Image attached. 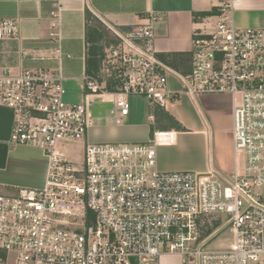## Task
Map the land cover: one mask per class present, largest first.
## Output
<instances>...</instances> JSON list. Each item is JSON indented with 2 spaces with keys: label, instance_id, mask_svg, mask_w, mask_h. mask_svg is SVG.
Wrapping results in <instances>:
<instances>
[{
  "label": "built area",
  "instance_id": "built-area-1",
  "mask_svg": "<svg viewBox=\"0 0 264 264\" xmlns=\"http://www.w3.org/2000/svg\"><path fill=\"white\" fill-rule=\"evenodd\" d=\"M235 2L218 0L208 16L213 27L195 31L187 73L159 58L151 12L136 26L111 27L115 43L101 74L112 78V90L85 74L84 100L69 103L61 69L0 77V105L14 112L11 143L49 155L41 188L0 192V264H160L169 254L182 264H264V27H238ZM62 11L58 0L54 27ZM17 31L16 20H0V40ZM56 51L60 62V43ZM225 93L233 102L234 149L244 158L229 174L160 170L157 147L174 131L155 130L138 143L88 138L94 123L126 117L132 96L149 100L155 122L156 109L183 95ZM60 140L85 142L79 166L58 151ZM213 213L228 215L230 249L206 247Z\"/></svg>",
  "mask_w": 264,
  "mask_h": 264
},
{
  "label": "crops",
  "instance_id": "crops-1",
  "mask_svg": "<svg viewBox=\"0 0 264 264\" xmlns=\"http://www.w3.org/2000/svg\"><path fill=\"white\" fill-rule=\"evenodd\" d=\"M235 1L238 27H264V0ZM57 3L58 0H0V20H16L18 23L15 37L0 40V77L18 75L25 69H42L55 75L61 69L66 89L80 87L84 96L83 77L90 72L94 74L91 76L106 81L105 88L112 90V78L101 74L104 57L101 55H105L108 44L115 41L111 27L127 29L136 26L151 12L158 15L154 24L158 54H178L179 69L187 73L192 68L194 33L201 30L203 16L208 17V13L217 11L218 1L62 0L60 26L54 27L52 13ZM52 32L59 33L61 38H52ZM100 32L102 39H99ZM59 43L64 54L60 62L56 51ZM99 51L102 54L97 56ZM169 83L175 90L180 88L174 77ZM162 109L183 129L177 130L159 122V108L156 109L155 122H152L159 128H154L153 132L174 131L170 143L157 147L160 170L206 172L216 169L229 174L239 166V154L234 149L233 139V102L226 95L207 94L195 98L183 95L179 101ZM130 114L122 120L94 123L88 138L96 142L148 141L152 137L150 127L126 123ZM13 123V110L0 105V170L8 169L11 162L18 168L22 165L20 153L11 143ZM97 128L102 131H94ZM20 187L24 186L0 181V192L11 193ZM175 259L177 264H182L177 255H164L160 264H174Z\"/></svg>",
  "mask_w": 264,
  "mask_h": 264
},
{
  "label": "rangeland",
  "instance_id": "rangeland-1",
  "mask_svg": "<svg viewBox=\"0 0 264 264\" xmlns=\"http://www.w3.org/2000/svg\"><path fill=\"white\" fill-rule=\"evenodd\" d=\"M208 20V17L203 16L200 28L201 30L211 29L213 27L214 23ZM218 95H226V97H228L232 103V96L229 93ZM65 100L69 103L82 102L84 100V96L80 87H76L75 89L71 90L66 89ZM130 112L131 114L125 120L126 123L132 122L138 125L148 126L150 127L151 131L154 128H159V126L154 125L152 119H149V115H151L154 111L150 106V102L147 98L132 96L130 98ZM96 130L99 132L102 131L101 128L94 129V131ZM138 142L141 141L129 140L121 143ZM13 146L16 147V151L20 153V163L22 165H20L18 168L15 166L14 162H11V165L8 169L0 170V181L16 186L41 188L46 178L49 155L40 147L12 144V147ZM57 148L60 153H63L70 161L74 162L77 166H79L83 162V141L60 140L58 141ZM27 158L30 162L27 161ZM238 159L239 166L242 168L244 166L243 154H239ZM260 190H264V188H260ZM206 220L209 221L212 230L210 234L205 235L207 239L206 247L211 250L230 249L233 244V229L227 224L228 215L225 213H213L207 215ZM173 263L177 264V260L175 259Z\"/></svg>",
  "mask_w": 264,
  "mask_h": 264
},
{
  "label": "trees",
  "instance_id": "trees-1",
  "mask_svg": "<svg viewBox=\"0 0 264 264\" xmlns=\"http://www.w3.org/2000/svg\"><path fill=\"white\" fill-rule=\"evenodd\" d=\"M208 14L210 15V13H208ZM99 39H102V32L99 33ZM114 43H115V41H113L112 43H109L108 46L111 45V44H114ZM101 54H102L101 51H99V52L96 53L97 56H100ZM96 55H94V56H96ZM103 56H104V54L101 55V58ZM158 56H159V58L161 60H163L164 62L168 63L175 70H177L179 72L182 71L181 69H179L180 65H179V61L177 60L178 54H175V53L174 54L171 53V54H168V55L158 54ZM181 73H186V71L185 72H181ZM88 74L90 76L91 75H94V74H90V72H88ZM164 112H165L164 109L159 108V111H158V114L160 115L158 117L159 122L167 123L170 127H174L177 130H182L183 129V127L181 126V124L174 117H172L171 115L166 114ZM152 136H153V130H152Z\"/></svg>",
  "mask_w": 264,
  "mask_h": 264
}]
</instances>
